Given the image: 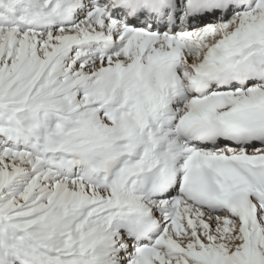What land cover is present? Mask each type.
Segmentation results:
<instances>
[{"label":"snow or ice","instance_id":"1","mask_svg":"<svg viewBox=\"0 0 264 264\" xmlns=\"http://www.w3.org/2000/svg\"><path fill=\"white\" fill-rule=\"evenodd\" d=\"M0 264H264V0H0Z\"/></svg>","mask_w":264,"mask_h":264}]
</instances>
